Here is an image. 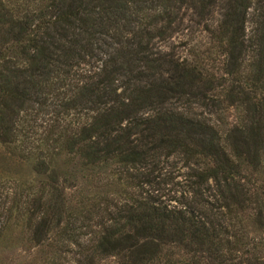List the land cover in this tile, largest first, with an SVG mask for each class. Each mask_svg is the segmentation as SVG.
<instances>
[{
  "label": "trees",
  "instance_id": "trees-1",
  "mask_svg": "<svg viewBox=\"0 0 264 264\" xmlns=\"http://www.w3.org/2000/svg\"><path fill=\"white\" fill-rule=\"evenodd\" d=\"M186 13L205 54L158 48ZM0 148L33 175L0 247L31 264H264V0H0ZM170 156L164 204L141 171Z\"/></svg>",
  "mask_w": 264,
  "mask_h": 264
},
{
  "label": "rangeland",
  "instance_id": "rangeland-1",
  "mask_svg": "<svg viewBox=\"0 0 264 264\" xmlns=\"http://www.w3.org/2000/svg\"><path fill=\"white\" fill-rule=\"evenodd\" d=\"M183 23L178 28V31L166 39L160 40L156 43L158 48L162 50H173L177 55L187 56L193 52L208 51V39L202 29V25H195L189 19L188 13L183 16ZM252 26V20L247 23V30ZM202 54V53H201ZM229 120H232L235 115V110L230 108L226 112ZM45 127V122L38 119L36 121V128L38 132H42ZM143 174H149V178L154 182L143 185L142 193L154 198L157 202L171 203V198H177L184 188L186 169L184 163L178 157H160L155 159L151 165L141 171ZM32 180L33 175L29 173V168L26 165H21L17 161L10 160L1 152L0 148V204H11L12 197L21 189H26L27 185H20L24 179ZM19 185V186H17ZM70 195H75V190L67 191ZM86 194V193H85ZM79 223H77V226ZM85 229L81 230L79 234ZM71 248V249H70ZM74 247L70 246L62 251L61 256L64 259L60 260L59 264H72L71 257L73 255ZM72 250V251H71ZM31 255L25 252L20 246H9L5 248L0 247V264H31L29 263ZM38 264V263H35Z\"/></svg>",
  "mask_w": 264,
  "mask_h": 264
}]
</instances>
